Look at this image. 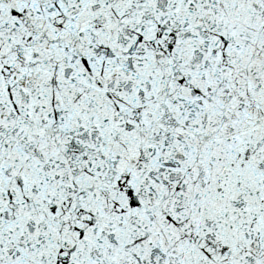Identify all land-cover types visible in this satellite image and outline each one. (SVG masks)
Listing matches in <instances>:
<instances>
[{
    "label": "snow or ice",
    "instance_id": "obj_1",
    "mask_svg": "<svg viewBox=\"0 0 264 264\" xmlns=\"http://www.w3.org/2000/svg\"><path fill=\"white\" fill-rule=\"evenodd\" d=\"M0 264H264V0H0Z\"/></svg>",
    "mask_w": 264,
    "mask_h": 264
}]
</instances>
